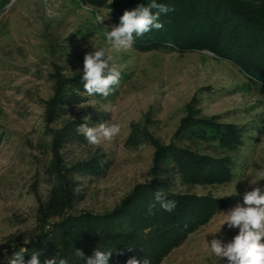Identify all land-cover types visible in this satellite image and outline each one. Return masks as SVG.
<instances>
[{"label":"rangeland","instance_id":"1","mask_svg":"<svg viewBox=\"0 0 264 264\" xmlns=\"http://www.w3.org/2000/svg\"><path fill=\"white\" fill-rule=\"evenodd\" d=\"M8 3L0 6V247L13 236L34 231L32 185L38 181L42 197L48 189L44 170L49 157L39 145L49 140L42 102L54 93L50 75L58 71L69 77L82 72L84 56L98 47H105L113 57L112 63L121 73L119 84L106 99L87 97L66 117L49 124V129H57L69 120L90 117L95 119L94 126L111 122L121 127L111 141L71 145L63 152L71 162L100 156L106 160L104 175L85 182L80 211L103 214L136 185L147 184L154 155L152 140L168 144L186 117L188 105L199 109L203 118L216 117L217 122L248 129L253 119L264 120V90L244 86L245 73L226 59L206 50L179 53L155 46L156 41L148 44L140 40L144 34H134L131 50L115 51L105 37V27L119 24L123 15L115 0L101 6L76 0ZM97 14L109 18L96 25ZM233 157L231 181L180 188L226 200L227 207L160 264H219L204 241L220 238L228 243L238 229L229 230L225 225L218 233L223 214L242 205L246 192L264 187V135L259 142L246 143Z\"/></svg>","mask_w":264,"mask_h":264},{"label":"trees","instance_id":"2","mask_svg":"<svg viewBox=\"0 0 264 264\" xmlns=\"http://www.w3.org/2000/svg\"><path fill=\"white\" fill-rule=\"evenodd\" d=\"M76 1L101 6L112 0ZM115 2L120 4L123 14L150 0ZM157 2L173 10L160 15L163 24L160 30L153 29L140 40L148 44L156 41L155 46L162 45L179 53L206 50L244 72V86L252 84L264 90V0ZM6 4L8 0H0L1 7ZM149 48L153 47L149 45ZM82 77L83 72L69 77L58 71L50 75L54 93L42 102L49 140L39 145L41 152L49 157L44 170L48 189L42 197L37 189L38 181L33 183L36 228L28 235L13 236L0 247L3 264H8L9 258L22 251L21 248L26 249L24 261L40 251L42 264L52 256L64 258L68 264H84L76 251L91 257L98 246L102 250L115 249L110 264H126L129 258L141 260L145 256L151 264H160L215 213L227 207L226 200L198 196L180 188L219 186L231 181L233 155L246 143L259 142L264 135L263 119H253L248 129L217 122L216 117L203 118L199 109L188 105L186 117L168 144L152 140L154 155L147 184L136 185L118 205L103 214L80 211L85 182L104 175L106 160L100 156L71 162L65 160L63 152L71 145L88 143L77 128L83 123L94 126L95 119L76 118L57 129H49V124L63 119L87 97H92L85 96ZM157 191L176 203L172 212L164 211L159 205L149 211Z\"/></svg>","mask_w":264,"mask_h":264},{"label":"clouds","instance_id":"3","mask_svg":"<svg viewBox=\"0 0 264 264\" xmlns=\"http://www.w3.org/2000/svg\"><path fill=\"white\" fill-rule=\"evenodd\" d=\"M172 10L170 7L158 3L157 0L137 5L130 11L126 10L120 17L119 24L110 28L105 27L107 29L106 40L117 52L131 50L134 44V34L135 37H139L153 29L160 30L163 27L160 15L167 14ZM108 18L109 15L97 14L95 23L97 25ZM112 60L113 57L107 54L105 47H98L84 56L82 79L87 95L106 99L113 92L114 86L119 84L121 73ZM84 119L90 120V117ZM77 131L84 136L89 144L100 145L118 136L121 127L119 124L111 122L99 123L97 126L83 123L78 126ZM157 205L166 212H172L176 208V203L167 200L165 194L160 191L155 193L154 202L149 206V211L151 212ZM225 225L229 230L238 229L237 234L228 243H223L220 238H214L210 243L204 241L209 255L219 261V264H264V187H255L246 192L242 205L238 204L223 214L218 233ZM21 249L22 251L15 252L9 258L8 264H25L26 249ZM114 250L109 248L102 250L98 246L91 257H85L84 253L79 250L75 254L84 260V264H110ZM131 250L132 248H129V251ZM42 254L40 251L33 252L27 264H42L39 259ZM0 264H3L2 260H0ZM43 264H68V262L59 256H52L45 258ZM126 264H151V261L146 256L141 260L132 257L126 261Z\"/></svg>","mask_w":264,"mask_h":264},{"label":"built area","instance_id":"4","mask_svg":"<svg viewBox=\"0 0 264 264\" xmlns=\"http://www.w3.org/2000/svg\"><path fill=\"white\" fill-rule=\"evenodd\" d=\"M29 259H27V260H25V264H27V261H28Z\"/></svg>","mask_w":264,"mask_h":264}]
</instances>
